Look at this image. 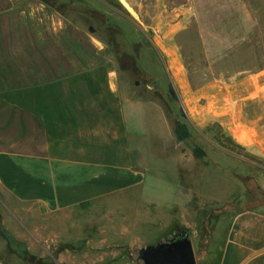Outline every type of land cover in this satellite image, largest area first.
Returning a JSON list of instances; mask_svg holds the SVG:
<instances>
[{
	"label": "rangeland",
	"instance_id": "1",
	"mask_svg": "<svg viewBox=\"0 0 264 264\" xmlns=\"http://www.w3.org/2000/svg\"><path fill=\"white\" fill-rule=\"evenodd\" d=\"M52 1L0 0V37L36 34L50 68L83 81L70 79L68 95L158 100L181 189L168 209L124 200L45 215L0 193V264H142L139 250L175 225L198 264H216L235 213L264 212V0ZM178 120L187 141L175 136Z\"/></svg>",
	"mask_w": 264,
	"mask_h": 264
},
{
	"label": "crops",
	"instance_id": "2",
	"mask_svg": "<svg viewBox=\"0 0 264 264\" xmlns=\"http://www.w3.org/2000/svg\"><path fill=\"white\" fill-rule=\"evenodd\" d=\"M79 77H65L61 96L50 100L1 95L0 193L42 215L124 200L171 208L182 168L181 156L168 152L164 107L158 100L68 95L70 79L76 86ZM152 171L162 184L159 199L150 194ZM220 264H264V212L234 215Z\"/></svg>",
	"mask_w": 264,
	"mask_h": 264
},
{
	"label": "trees",
	"instance_id": "3",
	"mask_svg": "<svg viewBox=\"0 0 264 264\" xmlns=\"http://www.w3.org/2000/svg\"><path fill=\"white\" fill-rule=\"evenodd\" d=\"M42 2L47 6H53L50 4L51 0H42ZM52 2L56 3L55 0ZM60 8L55 11L61 12L63 15V9ZM91 30L95 31L94 28ZM111 44L114 45L113 42ZM39 47L40 42L36 34L23 39L14 38L12 35L6 39L0 37V98L5 96L11 99L13 96L14 100H21L19 98L21 92L25 94L23 100H50L52 97L61 96L59 87L65 74L50 68L52 62L50 53L39 52ZM18 48L24 49L25 53L14 52ZM120 59L123 61L121 57ZM8 92H12V94L10 95ZM2 94L3 96H1ZM171 94L173 95L172 91ZM174 127L175 136L179 141L183 142L191 138L192 133L184 122L178 120L174 123ZM194 156L197 159H202L205 153L202 148L197 147L194 149ZM248 210L263 212L260 208H246L237 213ZM233 218L234 216L232 221ZM223 247L216 264L221 263ZM116 262L118 260L107 264H116Z\"/></svg>",
	"mask_w": 264,
	"mask_h": 264
},
{
	"label": "water",
	"instance_id": "4",
	"mask_svg": "<svg viewBox=\"0 0 264 264\" xmlns=\"http://www.w3.org/2000/svg\"><path fill=\"white\" fill-rule=\"evenodd\" d=\"M142 264H198L193 242L188 235L178 240L158 242L139 250Z\"/></svg>",
	"mask_w": 264,
	"mask_h": 264
},
{
	"label": "flooded vegetation",
	"instance_id": "5",
	"mask_svg": "<svg viewBox=\"0 0 264 264\" xmlns=\"http://www.w3.org/2000/svg\"><path fill=\"white\" fill-rule=\"evenodd\" d=\"M184 235H188L189 237H191L190 233L187 229H183L179 225H175L174 228L172 229L171 233H170V236L167 237L164 241H170L173 239L178 240V239L182 238Z\"/></svg>",
	"mask_w": 264,
	"mask_h": 264
}]
</instances>
